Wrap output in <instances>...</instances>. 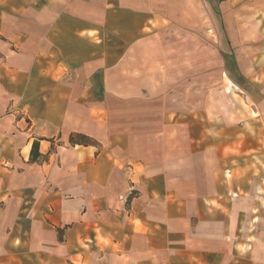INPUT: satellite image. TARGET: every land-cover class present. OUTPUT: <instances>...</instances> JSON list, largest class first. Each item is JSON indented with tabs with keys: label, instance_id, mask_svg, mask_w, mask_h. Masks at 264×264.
<instances>
[{
	"label": "crops",
	"instance_id": "0c3cea01",
	"mask_svg": "<svg viewBox=\"0 0 264 264\" xmlns=\"http://www.w3.org/2000/svg\"><path fill=\"white\" fill-rule=\"evenodd\" d=\"M0 264H264V0H0Z\"/></svg>",
	"mask_w": 264,
	"mask_h": 264
},
{
	"label": "trees",
	"instance_id": "16d2710c",
	"mask_svg": "<svg viewBox=\"0 0 264 264\" xmlns=\"http://www.w3.org/2000/svg\"><path fill=\"white\" fill-rule=\"evenodd\" d=\"M70 142L71 143H75V142H81V143H92L93 141H91L88 137L84 136V135H73L70 137ZM37 146H38V143L37 141H34L33 144H32V147H31V159H36L39 154H38V151H37Z\"/></svg>",
	"mask_w": 264,
	"mask_h": 264
},
{
	"label": "rangeland",
	"instance_id": "374dc122",
	"mask_svg": "<svg viewBox=\"0 0 264 264\" xmlns=\"http://www.w3.org/2000/svg\"><path fill=\"white\" fill-rule=\"evenodd\" d=\"M243 102V101H242Z\"/></svg>",
	"mask_w": 264,
	"mask_h": 264
}]
</instances>
